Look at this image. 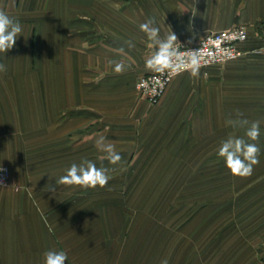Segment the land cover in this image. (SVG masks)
I'll use <instances>...</instances> for the list:
<instances>
[{
    "label": "crops",
    "instance_id": "1",
    "mask_svg": "<svg viewBox=\"0 0 264 264\" xmlns=\"http://www.w3.org/2000/svg\"><path fill=\"white\" fill-rule=\"evenodd\" d=\"M0 9L23 26L0 53V165L10 170L0 264H45L49 250L66 264H264V0H0ZM148 21L160 39L172 32L189 45L247 26L246 54L178 75L152 105L137 89L154 71ZM238 118L262 121L258 141L229 123ZM101 135L118 164L96 148ZM230 135L260 148L251 176H233L218 157ZM83 160L110 170L105 187L55 185ZM154 167L187 169L182 184L192 169L193 194L123 191L138 168Z\"/></svg>",
    "mask_w": 264,
    "mask_h": 264
},
{
    "label": "clouds",
    "instance_id": "2",
    "mask_svg": "<svg viewBox=\"0 0 264 264\" xmlns=\"http://www.w3.org/2000/svg\"><path fill=\"white\" fill-rule=\"evenodd\" d=\"M141 31L147 34L152 41L156 51L147 59L146 64L149 68L156 71L164 69H180L185 64L191 65L192 74L198 75L197 57L192 56L185 60L181 57L176 44L177 36L171 32L166 39L159 38V29L152 26V21L140 25ZM23 26L21 23L0 9V53H7L12 49L19 36L22 35ZM131 46V45H130ZM121 51H123L121 49ZM109 64L114 65L116 73H122L125 66L122 62L110 60ZM6 71V66L0 63V72ZM242 115V114H241ZM232 126L245 129L244 135L250 141H258L260 137V126L262 121H249L247 119H237L229 121ZM96 148L105 154L103 158L107 159L112 165L121 161V155L115 150L114 144L106 142L103 135L95 140ZM218 157L225 162L227 169L233 176L248 177L254 170V165L259 163L260 148L256 143H249L244 137L230 135L226 140L221 141L218 148ZM3 169H0L2 171ZM109 169L97 167L93 161L83 160L80 164L73 163L66 174L55 180V185L81 186L84 188H103L107 185L110 176ZM49 191H56L55 187L49 188ZM45 264H66L68 259L64 251L49 250L44 253ZM163 264H167L164 261Z\"/></svg>",
    "mask_w": 264,
    "mask_h": 264
},
{
    "label": "built area",
    "instance_id": "3",
    "mask_svg": "<svg viewBox=\"0 0 264 264\" xmlns=\"http://www.w3.org/2000/svg\"><path fill=\"white\" fill-rule=\"evenodd\" d=\"M249 39L247 26L240 25L229 29H224L207 34L196 45L186 43L176 44L181 57L185 60L197 57L198 69L207 68L216 64H224L242 58L246 51L240 46L241 43ZM191 71V65L185 64L180 69H164L142 76L137 89L152 105L158 104L165 95L173 79L178 75ZM0 186L7 185L10 179V170L7 166L0 165Z\"/></svg>",
    "mask_w": 264,
    "mask_h": 264
},
{
    "label": "rangeland",
    "instance_id": "4",
    "mask_svg": "<svg viewBox=\"0 0 264 264\" xmlns=\"http://www.w3.org/2000/svg\"><path fill=\"white\" fill-rule=\"evenodd\" d=\"M188 170L189 173L185 178L186 183L182 184L178 182V180H181L183 172L185 174L187 173V169L177 167H154L153 169L138 168L136 170L137 183L131 185L122 184V189L123 191H127L128 186H130L131 190L135 188L136 195H182L183 192L184 195H192V169Z\"/></svg>",
    "mask_w": 264,
    "mask_h": 264
},
{
    "label": "trees",
    "instance_id": "5",
    "mask_svg": "<svg viewBox=\"0 0 264 264\" xmlns=\"http://www.w3.org/2000/svg\"><path fill=\"white\" fill-rule=\"evenodd\" d=\"M248 40H249V39H248ZM248 40H247V41H248ZM247 41H245V42L241 43V44H240V46L242 47V46L244 45V43H246Z\"/></svg>",
    "mask_w": 264,
    "mask_h": 264
}]
</instances>
